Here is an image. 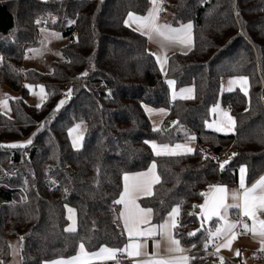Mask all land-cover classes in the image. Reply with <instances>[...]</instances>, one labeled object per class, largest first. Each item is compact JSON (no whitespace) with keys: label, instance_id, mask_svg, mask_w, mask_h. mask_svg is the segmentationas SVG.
I'll use <instances>...</instances> for the list:
<instances>
[{"label":"trees","instance_id":"trees-1","mask_svg":"<svg viewBox=\"0 0 264 264\" xmlns=\"http://www.w3.org/2000/svg\"><path fill=\"white\" fill-rule=\"evenodd\" d=\"M149 8L150 0H0V86L19 95L9 99L11 115L0 113L2 264L12 259L13 239L21 264L68 260L81 243L89 255L123 250L129 239L116 203L123 177L152 163L160 179L141 205L152 209L153 223L180 207L175 237L189 247V264H235L207 252L216 221L203 222L201 202L209 187L236 186L241 167L248 185L264 174V0H167L170 23L192 24L194 45L171 54L166 72L148 37L126 24L130 13L146 16ZM45 30L69 39L62 59L49 72L25 69L27 49ZM235 76L249 78L248 95L221 94L223 78ZM169 79L193 86L195 97L172 100ZM40 85L47 99L37 106L30 86ZM219 101L234 134L207 128ZM145 106L169 110L160 130ZM80 122L87 130L75 149L69 131ZM189 140L195 149L183 156L156 157L150 145ZM225 152L235 155L221 169ZM67 207L76 211L73 232Z\"/></svg>","mask_w":264,"mask_h":264},{"label":"crops","instance_id":"crops-1","mask_svg":"<svg viewBox=\"0 0 264 264\" xmlns=\"http://www.w3.org/2000/svg\"><path fill=\"white\" fill-rule=\"evenodd\" d=\"M153 8H155L157 10V20H156L157 24L169 25L173 29L181 28L180 25L171 24L170 19L169 20L165 19L166 16L164 18H160L158 16V12L161 9V6L158 5V3H156L155 5L153 3L152 4L150 3V8H149L147 15L149 14V12H151L153 10ZM135 16H137V15H135ZM146 16H142V17H146ZM167 22H169V24H166ZM126 24L129 27L137 30V24L134 21H129L128 17L126 19ZM186 24H188V23H186ZM181 25H183V24H181ZM137 31H139V30H137ZM139 32H141V31H139ZM145 35L148 37L147 34H145ZM149 42H150V46H151V51L154 54H155V51H158V53H159L158 55H160L161 58L166 56V60L163 63H161V61L159 60L161 70L164 71V69L166 68L167 59L171 54L176 53V52L185 54V53H188L193 48V45H194L193 27L191 30V44L190 45H184V44H180V43H169L167 41H164L162 37H158L155 35L153 36L152 39H149ZM168 85H169V88L171 91L172 100H190V99H193L195 97V88L193 86H186L183 88H177V87L171 88L170 84H168ZM35 88L36 89L34 91L31 89V97L33 94H35V98H36V102H37L36 105L40 106L47 99V94H46L45 90L43 92H41V87H35ZM186 89H191V92L184 91ZM1 91H2V86H0V92ZM145 112L151 121V125L153 127V130H155V131L160 130L163 127L162 125L165 123V120L167 119V117L169 115L168 109H165V108L156 109V108H152L150 106H145ZM218 126H220V124L215 126V127L217 128ZM80 128H81V132L84 131L83 125H80ZM207 128L210 129L208 127V123H207ZM234 128H235V126L231 127L232 130ZM73 129H75V128H72L69 131L70 139H71L70 133ZM212 130L219 132V133H225L223 131H226V130L217 131L216 129H212ZM234 131L232 133H234ZM71 142L73 145L72 139H71ZM152 144H155L158 147L156 149H153ZM82 145H83V143H82ZM150 145L152 147L153 154L156 157H160V156H171L172 157V156L188 155V154H191L193 151L188 152L186 150L187 148H191L193 150L195 149V141L189 140L186 142L177 143L175 145H167L169 149H171L175 152V154H166V153L161 151V154L157 155V151H160L161 146H163V145L159 144L156 141H151ZM176 145H181L183 147L180 149H176V147H175ZM75 149H78V148H75ZM153 164H155V166H156L155 169L152 168ZM241 169H242V167H241ZM241 169H239V180H238V183L236 186L230 187V186H226V185H218V186L209 187L206 190L205 196L201 202V216H202L203 222H205V224H210L212 221H216L214 228H212V231H211V239H212V241H214V240H217L219 238H222V241L220 242V244L218 246L219 251H217L218 257L220 259L233 261L235 264H255L256 262H258V264H262L258 260L257 254L259 251H262L261 249H262V247H264V244H262L261 238L258 235H254L252 232L244 230V228H243L244 223H247L249 225V227H251L252 226V220L249 217H245L243 215L242 207L240 209L232 208V207H230L228 209L227 221L229 223H232V222L237 223V227L235 229H233L231 233H228V234H225V232L223 230L219 234L216 233V229L220 228L224 224V221H221L219 219V217H217V216H212L211 218H209L205 212V207H202V206L210 207L212 205L213 200L220 195V193H218V191H217V189L220 187H224L227 190V199L225 200V204L232 205L234 203H239L242 205L243 204L242 199L239 201H233L231 198V193H233V192H241L242 193L244 191V189H242L240 186L241 175H243L245 187L250 188L254 184H256L257 182H259L262 178H264V174L260 178H258L253 184L248 185L246 183V171L242 174ZM142 173H148L149 175L148 176H141L140 174H142ZM152 173H154L155 176L159 177L156 163H152L146 171L129 173V174L124 175V177H123V192L121 193L119 200L121 199L122 196H124L125 202H128V197L125 196V186L127 185L129 190H131L132 185L134 183L144 182L146 180L152 181L153 180ZM125 176L128 177L127 181L125 180ZM158 182L151 183V194H148L146 192L136 193L133 196V199L135 200V204L138 205L140 208L149 209V208H146V207L141 205V200L144 198L150 197L153 194L154 187ZM119 204L121 206V211H120L121 224L124 228L125 234L128 237L129 241L126 244L125 248L121 252H118L114 258H97L96 260H93L91 262V264L119 263L120 261H126V260L132 261V262H134V264H145V262H148V261L159 260V259H165V260L166 259H174L176 257H182V256L189 258L186 262V264H189V260H190V249H189V247L183 246L182 244H180V247L183 249V252H169V248L172 247V245H170V243H169L168 236L161 234V230L159 228V226L164 224L165 222L171 223L174 221V223L176 224V227L171 229V235L174 239H177L175 237V230L178 228L179 223H180V221H179L180 207H178L179 213L177 215H175L174 217H172V220H170V216L168 215L164 222H162L161 224H155V223H153V211H152L151 215L147 218V222L137 225V228L140 231H144V230H147L149 228L154 227L156 229V231L152 235L139 236V235H136L134 233L132 236H129L128 231L124 225V216L121 215L122 213H125V211H126L125 204L124 203H119ZM129 207H131L130 204H129ZM175 208H177V207H175ZM67 212H68V209H67ZM75 213H76V211H75ZM67 217H68V215H67ZM240 217L245 218L246 220L239 225V218ZM257 217H258V219H264V213H257ZM68 225L70 226V228H73V229L76 228V230H77V218H76V225H75L74 219L70 220ZM239 226H241V227L239 228ZM237 228H238V230H237ZM71 232H73V231H71ZM232 236H236V239H232ZM229 240L232 241L230 245H228ZM157 244L159 245V247H157ZM129 245H141V247L133 248V247H130ZM224 245H228V246L225 247ZM250 249L253 250L254 256H253L252 260L248 261L246 254L249 255ZM237 251L240 253L239 255L236 254ZM80 255L81 254H80V250H79L78 256H80ZM81 259L84 260L85 258L81 257ZM60 260H63V259L55 260V261H52V262H49L46 264H54V262L60 261Z\"/></svg>","mask_w":264,"mask_h":264},{"label":"snow or ice","instance_id":"snow-or-ice-1","mask_svg":"<svg viewBox=\"0 0 264 264\" xmlns=\"http://www.w3.org/2000/svg\"><path fill=\"white\" fill-rule=\"evenodd\" d=\"M152 3L155 5L157 3V0H152ZM129 21H134L137 24V30L141 31V34H147L149 39H152L153 36L162 37L164 41H167L169 43H180L184 45H190L191 44V30H192V24H187L186 26H182L179 29H173L169 25H159L156 23L157 20V10L153 8L151 12L146 17H140L135 16L134 14H129L128 16ZM158 60L163 63L166 60V56L163 58L158 57ZM83 75H87V73H84ZM236 83H243L247 84V79L241 77L239 80H233L229 81V85L236 84ZM169 84H174V81H169ZM231 91V87L228 89ZM44 89L41 87V92H43ZM186 92H191V89L184 90ZM247 94V93H245ZM70 95V93H69ZM0 103H3L6 106V101H0ZM63 104V101L61 102ZM213 111L215 112L216 109L214 108ZM222 120L220 123V126L216 128L217 131H223V130H230L231 127L235 126V121L232 119V117L228 114V112H222ZM226 118V119H224ZM80 125H77L76 128L78 129ZM72 131H76V129H73ZM71 134V133H70ZM78 139H82L81 137H78ZM193 139H195L193 137ZM32 141L29 140L28 144H31ZM74 145L76 144V140L73 141ZM8 147L16 148V147H25V145H17V144H11L8 145ZM153 149H156L158 146L155 144H152ZM176 149H180L183 146L176 145ZM188 152L194 151L191 148L186 149ZM161 151L166 154H175V152L168 148L167 145L161 146L160 151H157V155L161 154ZM235 155V154H233ZM228 163V161H225L220 164L221 169H223L224 165ZM155 164L152 165V168L155 169ZM246 171V169L242 168L241 173L243 174ZM141 176H148V173H142ZM153 180L152 181H144V182H137L132 185L131 190H129L128 186H125V196L128 197V202H125L124 196L121 197L120 200L116 201V203H124L125 204V213H122L121 215L124 216V225L125 228L128 231L129 236H132L134 233L139 236L144 235H152L156 229L149 228L144 231H140L137 228L138 224L147 222V218L151 215L152 209H144L140 208L138 205L135 204V200L133 199V196L136 193L139 192H146L148 194H151V183L158 182L159 177L155 176L154 173ZM128 177L125 176V180L127 181ZM240 186L244 191L241 192H233L231 193V198L233 201H239L243 200V204L234 203L232 205L225 204V200L227 199V190L224 187H220L217 189L218 193L220 195L213 200V203L210 207H205V212L208 215L209 218L212 216H217L221 221H224V224L216 229V233L219 234L222 230L225 232V234L231 233L233 229L237 227V223L232 222L229 223L227 221V213L228 209L230 207L240 209L242 207L243 215L245 217H249L252 220V226L249 227L247 223H244L243 228L245 231H250L254 235H258L261 238L262 244H264V219H258L257 213H264V178H262L259 182L254 184L252 187L247 188L244 184L243 175H241V181ZM129 204L131 207H129ZM179 213V208H174L169 216L170 220H172V217L177 215ZM176 227V224L173 222H165L164 224L160 225L159 228L161 230V234L167 235L169 239L170 245L172 247L169 248V252H183V249L180 247V241L177 239H174L171 235V229ZM68 231H74L73 228H69ZM190 235H195V233H191ZM232 239H236V236H232ZM231 240L228 241V245L231 244ZM228 245H224L225 247ZM133 248H139L141 245H129ZM157 247L159 245L157 244ZM80 250V256H76L73 258H70L68 260H60L54 262V264H91L93 260H96L97 258H114L118 252L122 251L120 249H112L108 247H102L98 252L88 254L85 251V246L83 243L79 245ZM264 251V247L261 249ZM219 251V248L217 249ZM239 255L240 253L237 251L236 253ZM81 257H84L85 259L82 260ZM188 257H176L174 259H159V260H153L145 262V264H186ZM2 264V262H0Z\"/></svg>","mask_w":264,"mask_h":264},{"label":"rangeland","instance_id":"rangeland-1","mask_svg":"<svg viewBox=\"0 0 264 264\" xmlns=\"http://www.w3.org/2000/svg\"><path fill=\"white\" fill-rule=\"evenodd\" d=\"M46 1V0H43ZM158 1V0H157ZM150 3L152 4V0H150ZM163 11H165L166 13V20L170 19V13L167 12V9H163ZM166 24H169V22H167ZM190 24V23H188ZM187 24H183L180 25L182 26H186ZM177 27V26H176ZM69 42V39L64 38L62 36V34L58 31L55 30H45L42 31L39 37V41L38 44L36 46H31L27 49V55L24 61V68H35L37 70L43 71V72H49L52 70V63L54 61H58L62 59V48ZM158 51H155V55L158 57H160V55H158ZM161 58V57H160ZM163 72H166V68L164 69ZM241 77L246 78L247 79V84H243V83H236V84H232L229 85V81H233V80H239ZM169 81H174L172 79L168 80V84ZM249 78L246 76H235V77H226L223 78L222 81V92L221 94L225 93V92H231L234 91L236 89H240L243 93H249ZM36 86H30V88L34 91L36 88ZM37 87H43V86H37ZM171 88H175L176 84L174 81V84H170ZM229 87H231V91H229ZM44 89V87H43ZM45 90V89H44ZM19 95H16V93L12 92L11 90H9L7 87L2 86V91L0 92V101H6V106L3 103H0V113H4V114H9L11 115V108L9 105V99H13L18 97ZM29 102L31 104L36 105V98H35V94L32 95V97L30 98ZM216 109V111L214 112L213 109ZM222 112H228V114L232 117L231 112L229 110V108H225L222 106L221 101H219L216 105H214L211 109V120L208 122V127L210 128V130L212 129H216L215 126L219 125L221 123L222 120ZM226 119V118H224ZM233 119V117H232ZM77 125H83L84 126V131L81 132V128L79 127L78 129L76 128ZM77 125H75L73 128L76 129V131H71V139L72 141H74V139L76 140V144L73 146L75 148H81L82 143L84 141L85 138V134H86V130H87V124L86 122H80ZM235 130V128L232 130L230 128V130L223 131L225 133L222 134H234L232 133ZM82 139H78V137H81ZM230 155H233V152H229ZM54 168V166H48L47 167V172L52 171ZM244 169H246L245 167H242ZM241 169V168H240ZM68 212V219L69 222L70 220L75 221V225H76V213H75V209L71 208V207H67ZM73 214V215H72ZM70 228V226L68 225L67 230ZM76 230V228L74 229ZM214 230V229H213ZM211 231L210 230V237H211ZM71 232V231H70ZM11 247H12V259L9 262V264H21L20 262V245L17 239H13L11 241ZM251 255V256H250ZM254 254H253V250L250 249V253L249 255L246 254L247 260H252ZM255 264H258V262H256Z\"/></svg>","mask_w":264,"mask_h":264},{"label":"built area","instance_id":"built-area-1","mask_svg":"<svg viewBox=\"0 0 264 264\" xmlns=\"http://www.w3.org/2000/svg\"><path fill=\"white\" fill-rule=\"evenodd\" d=\"M158 5L161 6V9L159 10L158 12V16L160 18H163L165 16V11H163V9H166V6H167V0H158L157 1ZM67 95L69 96V92L67 93ZM230 156L229 152H225L222 156H221V163L225 162V161H228V157ZM227 164V163H226ZM225 164V165H226ZM246 219L245 218H242L240 217L239 218V225L241 223H243ZM241 226H239L240 228ZM238 230V228H237ZM222 241V238H219L217 240H214L213 241V244L212 246L210 247V249L207 251L208 253L212 254V255H218V252H217V248L220 244V242ZM257 258L258 260L264 264V251H259L258 254H257ZM215 262H217V260H215Z\"/></svg>","mask_w":264,"mask_h":264}]
</instances>
